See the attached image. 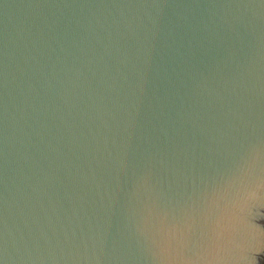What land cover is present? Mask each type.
<instances>
[{
  "label": "water",
  "instance_id": "water-1",
  "mask_svg": "<svg viewBox=\"0 0 264 264\" xmlns=\"http://www.w3.org/2000/svg\"><path fill=\"white\" fill-rule=\"evenodd\" d=\"M0 264H264V0H0Z\"/></svg>",
  "mask_w": 264,
  "mask_h": 264
}]
</instances>
